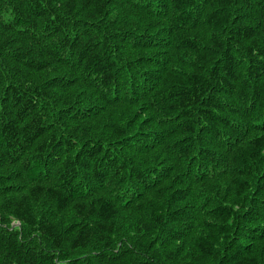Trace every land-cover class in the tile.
Returning <instances> with one entry per match:
<instances>
[{"label": "trees", "instance_id": "16d2710c", "mask_svg": "<svg viewBox=\"0 0 264 264\" xmlns=\"http://www.w3.org/2000/svg\"><path fill=\"white\" fill-rule=\"evenodd\" d=\"M0 264H264V0H0Z\"/></svg>", "mask_w": 264, "mask_h": 264}, {"label": "bare ground", "instance_id": "6f19581e", "mask_svg": "<svg viewBox=\"0 0 264 264\" xmlns=\"http://www.w3.org/2000/svg\"><path fill=\"white\" fill-rule=\"evenodd\" d=\"M25 6V5H24ZM61 8V7H60ZM39 14V13H38ZM45 15V14H44ZM41 16V15H40ZM41 25H42V23H41ZM47 26V25H46ZM35 29V28H34ZM141 30V29H140ZM56 36V35H55ZM139 62V61H138ZM138 64V63H137ZM133 74V73H132ZM98 219V218H97ZM96 222H98V221H96Z\"/></svg>", "mask_w": 264, "mask_h": 264}, {"label": "rangeland", "instance_id": "374dc122", "mask_svg": "<svg viewBox=\"0 0 264 264\" xmlns=\"http://www.w3.org/2000/svg\"><path fill=\"white\" fill-rule=\"evenodd\" d=\"M15 226H18V227H20V226H19V224H17V223H15Z\"/></svg>", "mask_w": 264, "mask_h": 264}]
</instances>
